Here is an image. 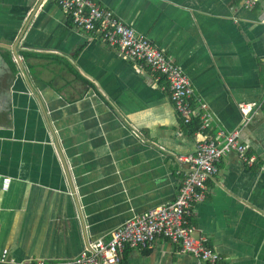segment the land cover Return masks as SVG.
Instances as JSON below:
<instances>
[{
	"label": "crops",
	"instance_id": "0c3cea01",
	"mask_svg": "<svg viewBox=\"0 0 264 264\" xmlns=\"http://www.w3.org/2000/svg\"><path fill=\"white\" fill-rule=\"evenodd\" d=\"M93 1L186 73L211 114L204 135L239 130L255 161L224 155L192 224L221 264H264V103L248 123L240 109L264 98V0ZM157 75L54 0H0V264L73 258L175 199L176 155L198 136ZM117 264L197 263L158 238Z\"/></svg>",
	"mask_w": 264,
	"mask_h": 264
},
{
	"label": "built area",
	"instance_id": "2783aa9c",
	"mask_svg": "<svg viewBox=\"0 0 264 264\" xmlns=\"http://www.w3.org/2000/svg\"><path fill=\"white\" fill-rule=\"evenodd\" d=\"M69 12L73 23L84 30L98 33L111 46L119 48L132 61L145 65L158 77L165 78L170 97L185 123L194 116L201 120L196 135L195 151L179 153L177 173L182 174V184L175 199L164 206L148 209L118 225L109 238L90 241L75 257L54 261L39 259L34 264H117L122 260L125 248L150 246L156 239H167L180 245V251L191 254L197 264H221V256L208 243L206 236L195 235L193 212L195 204L205 199L207 181L217 171V163L231 151H236L247 163L255 161L249 155L248 146L240 139L239 130L226 133L219 131L215 136L204 135L211 114L206 105L193 104L194 89L180 66L158 47L150 38L138 35L136 30L125 24L112 11L93 0H54ZM247 8L254 7L260 0H242ZM261 101H242L240 109L246 123L251 120L255 107ZM264 168V167H263ZM11 178L4 177L3 189L7 190Z\"/></svg>",
	"mask_w": 264,
	"mask_h": 264
},
{
	"label": "trees",
	"instance_id": "16d2710c",
	"mask_svg": "<svg viewBox=\"0 0 264 264\" xmlns=\"http://www.w3.org/2000/svg\"><path fill=\"white\" fill-rule=\"evenodd\" d=\"M149 69H150V68H149ZM182 121H183V119H182ZM200 121H201V120H200L199 117H195V118H193L190 122L185 123V122L183 121V123H184V125L186 126V128H187V130H188V132H189L190 134H195V132L199 130V127H200V124H201ZM221 159H222V158H221ZM220 161H221V160H220ZM218 164H219V163H217V166H218Z\"/></svg>",
	"mask_w": 264,
	"mask_h": 264
},
{
	"label": "water",
	"instance_id": "95a60500",
	"mask_svg": "<svg viewBox=\"0 0 264 264\" xmlns=\"http://www.w3.org/2000/svg\"><path fill=\"white\" fill-rule=\"evenodd\" d=\"M11 47H12V46H11ZM17 49H18V48H17ZM17 49L15 50V48H14V47H13V48H11V50H13L15 54H18V50H17Z\"/></svg>",
	"mask_w": 264,
	"mask_h": 264
}]
</instances>
